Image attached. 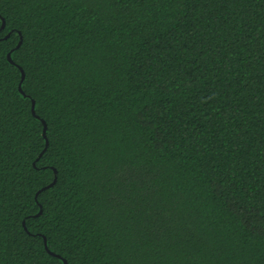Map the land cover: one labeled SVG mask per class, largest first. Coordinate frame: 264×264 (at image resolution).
<instances>
[{
	"label": "trees",
	"instance_id": "obj_1",
	"mask_svg": "<svg viewBox=\"0 0 264 264\" xmlns=\"http://www.w3.org/2000/svg\"><path fill=\"white\" fill-rule=\"evenodd\" d=\"M0 18V264H264V0Z\"/></svg>",
	"mask_w": 264,
	"mask_h": 264
},
{
	"label": "water",
	"instance_id": "obj_2",
	"mask_svg": "<svg viewBox=\"0 0 264 264\" xmlns=\"http://www.w3.org/2000/svg\"><path fill=\"white\" fill-rule=\"evenodd\" d=\"M21 43H22V41H20V43L17 45V48H19V47L21 46ZM8 60H9L11 63H14L13 60H12V58H11V53L8 54ZM21 71H22V79H24V77H25V73H24V71H23L22 69H21ZM21 91H22V90H21ZM32 112H33L34 115H36V114H35V102H34V101H33V104H32ZM43 123H44V134H45V133H46L47 126H46V123H45L44 121H43ZM45 137H46V135H45ZM48 144H49V142H48V139H47V137H46V146H48ZM45 150H46V148H45ZM45 150H44V151H45ZM55 183H56V179L54 180L53 183H51L49 186L45 187V188L42 189V190H45V189H47V188H50V187L54 186ZM41 213H42V210L40 211L39 214H41ZM44 243H45V246H46V248H47V241H46L45 238H44ZM51 254H53V253H51ZM53 255H55V254H53ZM56 256L60 258L59 255H56ZM64 263H65V264H68L66 260H64Z\"/></svg>",
	"mask_w": 264,
	"mask_h": 264
},
{
	"label": "snow or ice",
	"instance_id": "obj_3",
	"mask_svg": "<svg viewBox=\"0 0 264 264\" xmlns=\"http://www.w3.org/2000/svg\"><path fill=\"white\" fill-rule=\"evenodd\" d=\"M8 28V24L6 22H4L2 20V18H0V38H3V32L4 29ZM11 35H14V33H12L11 31L9 32V38L11 37ZM37 119H39V116H37ZM53 264H55V261H53ZM63 264V262H62Z\"/></svg>",
	"mask_w": 264,
	"mask_h": 264
}]
</instances>
